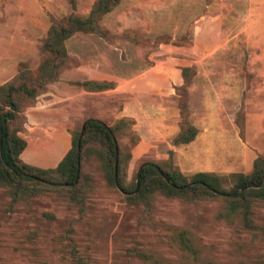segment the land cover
<instances>
[{
	"label": "rangeland",
	"instance_id": "obj_1",
	"mask_svg": "<svg viewBox=\"0 0 264 264\" xmlns=\"http://www.w3.org/2000/svg\"><path fill=\"white\" fill-rule=\"evenodd\" d=\"M0 1V15L3 16L1 22L5 24L12 23L18 6L24 11L36 8L37 24H41V27L49 22L50 16L58 18L72 11L66 0ZM91 2L92 0H75L73 11L85 14ZM133 2L141 6L135 9L139 13L138 19L131 17L134 7L129 9L130 0H120L101 19L100 24L109 28L110 33L116 34L125 26L137 22L143 27V30H138L149 39L157 34H168L171 39L185 34L186 38L182 39L185 41L191 38L192 30L200 22L213 19L211 13L218 9L226 10L219 25V31L222 32L221 46L210 50L208 57L198 65L200 73L229 75L230 83L235 86L234 91L222 90L215 94L224 108L218 115L221 117V125H224L226 141L223 145L220 144L222 140L217 139L218 130L214 122L211 123L207 133L213 138L212 163H221L224 159L218 157L224 154L231 159L237 152L240 141L257 146L260 150L258 155L262 154L264 57L261 55L264 48L258 49V46H264V0ZM41 12L45 19L39 16ZM78 34L69 42L104 41L96 35ZM41 37L42 34L38 31L34 41L35 48H30L27 54L26 62L30 68L37 65L36 43ZM110 44V52L107 49H102V52L109 57H116L117 70L128 67L125 65L128 59L129 63L134 62L133 66L139 59L146 61L151 53L158 51L159 44L173 45L168 42L140 47L121 39ZM197 97L195 95L194 100ZM215 105L213 104L214 107ZM251 115H256V119L257 116L260 117L256 120V126L250 124V127H244V118ZM121 140L124 142L126 138ZM145 155L154 158L151 154L143 156ZM139 159L132 164L127 162V180L137 169ZM95 179L98 183L97 190L92 194L88 211L81 218H77L73 209L65 208L46 193L32 196L27 206H18L7 212L5 207L9 197L0 188L1 264H75L62 252L63 245L60 242V234L69 222L72 223V237L78 252L88 255L90 264H264L261 259L258 261V255L264 253V243L248 233L236 232L230 224L220 220L217 217L221 209L219 202L185 203L158 198L148 219L139 220L140 205L125 204L118 194L104 189L98 174ZM254 217L256 221L264 218V204L255 208ZM178 232H183L186 248L178 241ZM134 247L146 257L138 258L130 254L129 250Z\"/></svg>",
	"mask_w": 264,
	"mask_h": 264
},
{
	"label": "trees",
	"instance_id": "obj_2",
	"mask_svg": "<svg viewBox=\"0 0 264 264\" xmlns=\"http://www.w3.org/2000/svg\"><path fill=\"white\" fill-rule=\"evenodd\" d=\"M66 2L72 11L58 18L50 16L45 34L36 43L37 65L30 68L26 61L20 60L14 74L0 83V188L9 197L5 210L11 212L18 206H27L30 197L46 193L65 208L73 209L77 218H81L88 211L92 194L97 190L95 175L98 174L105 190L118 194L127 205L141 206L139 220L148 219L158 198L185 203L219 202L221 209L217 217L220 220L230 224L236 232L248 233L264 243V218L256 221L254 217L255 208L264 204V152L253 159L247 172L195 171L184 174L174 165L169 150L165 159L142 156L137 164V175L135 170L127 180L125 168L130 158L129 147L138 137L129 130V123L124 119L106 127L96 119L95 107L85 100L82 118L75 121L70 130V147L54 167L40 168L20 159L19 154L25 145L19 136L24 130V111L35 104L49 83L57 81L62 71L79 64L65 46V41L73 34L96 35L109 44L121 39L140 47L168 42L175 46L191 44V38L182 40L186 38L185 34L176 39H171L168 34H157L149 39L132 27L110 33L100 21L120 0H92L85 14L73 11L75 0ZM194 74L193 65L181 67L182 82L174 87L179 119L178 130L170 139L173 146L190 142L198 132L189 119L187 105L188 88ZM72 83L89 91L112 85L98 81ZM122 138L126 141L123 142ZM72 233V223L69 222L60 234L62 252L75 264H90V257L78 252ZM182 233L176 235L186 248ZM129 253L138 258L146 257L136 247ZM259 259L264 262V253L258 255Z\"/></svg>",
	"mask_w": 264,
	"mask_h": 264
},
{
	"label": "crops",
	"instance_id": "obj_3",
	"mask_svg": "<svg viewBox=\"0 0 264 264\" xmlns=\"http://www.w3.org/2000/svg\"><path fill=\"white\" fill-rule=\"evenodd\" d=\"M133 1L130 0L129 9L134 7L131 17L135 20L139 16L135 9L141 6ZM225 11L218 9L211 13V21L200 22L192 30L190 45L159 44L158 51L151 53L146 61L139 59L133 66L134 62L129 63L128 59L125 63L128 67L124 70H117L116 57H109L102 52V49L110 52L111 44L98 40L69 42L78 33L73 34L65 41V46L79 60V64L62 71L57 81L49 83L47 90L37 97L35 104L24 111V130L19 136L25 145L19 154L20 159L40 168L54 167L70 147V130L74 122L82 118L84 102L89 100L96 109V119L106 126L118 119L129 123V130L138 137L130 148L131 164L144 154L164 159L171 150L174 164L184 174L195 171H249L253 159L260 152L257 146L240 141L239 148L231 159L226 154L221 155L218 158L224 160L216 165L212 163L213 138L207 133L210 124L214 122L218 130L217 139L222 140L218 143H225L224 125H221L219 117L224 108L215 94L216 91L235 89L234 84L230 83L229 75L200 73L198 68L208 57L210 50L217 49L222 44L219 25ZM39 16L45 19L43 12ZM37 17L36 8L24 11L20 6L16 9L11 24L2 23L3 16L0 15V83L14 74L18 61H26L29 49L35 48L34 41L38 31L42 36L45 34L49 22L44 27L41 24L38 26ZM127 27L143 30L137 22L125 26ZM82 34L84 33L78 35ZM262 48L264 46H258V49ZM261 56L264 57V53ZM190 65L195 67V74L188 88L189 119L198 132L190 142L173 146L170 139L178 130L179 119L174 87L182 82L181 67ZM74 81L108 82L112 85L103 90L89 91L73 84ZM195 95L198 96L197 100H194ZM213 104H216L215 107ZM259 118L257 116L256 119V115L247 116L243 120L244 127H250V124L256 126Z\"/></svg>",
	"mask_w": 264,
	"mask_h": 264
},
{
	"label": "water",
	"instance_id": "obj_4",
	"mask_svg": "<svg viewBox=\"0 0 264 264\" xmlns=\"http://www.w3.org/2000/svg\"><path fill=\"white\" fill-rule=\"evenodd\" d=\"M82 127H83V123H82L81 126H80L79 136H80V134H81ZM106 127H108V126H106ZM113 140H114V139H113ZM77 164H78V163H77ZM114 169H115V166H114ZM138 169H139V167L136 169V175H137ZM76 177H77V171H76Z\"/></svg>",
	"mask_w": 264,
	"mask_h": 264
}]
</instances>
